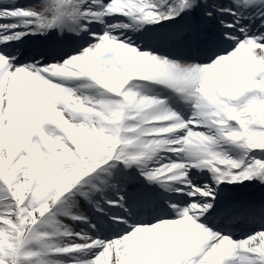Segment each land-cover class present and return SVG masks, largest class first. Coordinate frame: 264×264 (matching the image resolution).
I'll list each match as a JSON object with an SVG mask.
<instances>
[{
  "label": "snow or ice",
  "instance_id": "snow-or-ice-1",
  "mask_svg": "<svg viewBox=\"0 0 264 264\" xmlns=\"http://www.w3.org/2000/svg\"><path fill=\"white\" fill-rule=\"evenodd\" d=\"M0 264H264V0H0Z\"/></svg>",
  "mask_w": 264,
  "mask_h": 264
}]
</instances>
